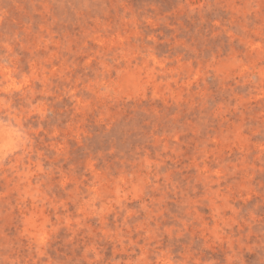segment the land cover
<instances>
[{
  "label": "rangeland",
  "instance_id": "obj_1",
  "mask_svg": "<svg viewBox=\"0 0 264 264\" xmlns=\"http://www.w3.org/2000/svg\"><path fill=\"white\" fill-rule=\"evenodd\" d=\"M0 264H264V0H0Z\"/></svg>",
  "mask_w": 264,
  "mask_h": 264
}]
</instances>
